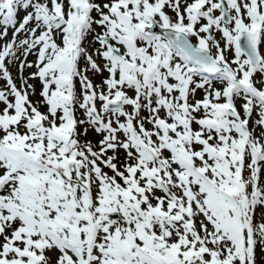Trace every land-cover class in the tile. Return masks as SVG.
Listing matches in <instances>:
<instances>
[{"label": "snow or ice", "instance_id": "snow-or-ice-1", "mask_svg": "<svg viewBox=\"0 0 264 264\" xmlns=\"http://www.w3.org/2000/svg\"><path fill=\"white\" fill-rule=\"evenodd\" d=\"M0 264H264V0H0Z\"/></svg>", "mask_w": 264, "mask_h": 264}]
</instances>
